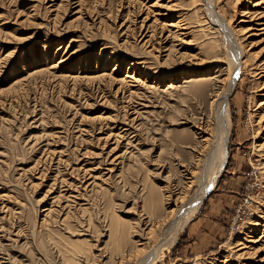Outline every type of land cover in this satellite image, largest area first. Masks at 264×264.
I'll return each instance as SVG.
<instances>
[{
	"label": "rangeland",
	"instance_id": "rangeland-1",
	"mask_svg": "<svg viewBox=\"0 0 264 264\" xmlns=\"http://www.w3.org/2000/svg\"><path fill=\"white\" fill-rule=\"evenodd\" d=\"M238 49L223 171L156 264H264V0H0V264L157 246Z\"/></svg>",
	"mask_w": 264,
	"mask_h": 264
},
{
	"label": "bare ground",
	"instance_id": "bare-ground-1",
	"mask_svg": "<svg viewBox=\"0 0 264 264\" xmlns=\"http://www.w3.org/2000/svg\"><path fill=\"white\" fill-rule=\"evenodd\" d=\"M230 39L229 41H231ZM236 49L234 48L235 53H237L235 51ZM238 50L240 52H238V54L234 56L236 58L232 60L233 62L232 65L231 66L229 65L230 73L228 75L229 77L226 80L227 81L226 85H224L223 89H221L220 91L215 90L213 92V98H212L213 101L211 103L212 104L211 117H212V125L215 127L216 132L213 138L214 143L212 142L213 147L210 150L211 152H209L210 153L208 155L209 159H207L210 160V162H208V167H207L208 177L205 179H203L202 176L197 177L196 174L198 170L197 168L198 160H196L195 158V161L193 163L181 167L183 169L181 172L182 174L181 177L183 178V180H185L183 187L181 185L177 186L173 184L174 182L170 179L165 180V184H166L164 187L165 203L166 205H168L167 207L169 208L174 207V209L178 210V213L177 212L171 213L170 216L167 218V221L166 222L164 221L165 222L163 226L164 229L163 232H161L162 235L160 237L159 243H157V246L153 247L152 249H148L147 250L148 253L143 255L142 258L140 257L141 259L137 262V264H156L158 262L161 256V250L166 248L168 244L171 243L173 244L178 232H180L181 230L183 231L185 226L198 211L203 200L205 199V196L215 187L218 178L220 177L223 171L224 165L227 160V155H226V146L228 142L227 129L229 128L228 127L229 108H228L227 98L231 93L232 89L234 88V81L239 74L238 69L240 67L242 52L240 49ZM217 88L218 87H216V89ZM197 128L198 130H200V134H205L204 129L203 130L201 128L199 129V126ZM200 139H201L200 142L202 143L203 146L206 144H207L206 146L209 145L208 144L210 140L209 138L205 139L203 136H201ZM217 159H219V161ZM216 160L218 162H216ZM192 187H197L198 189H197V193L192 198L189 199L187 198L188 195L187 191H189V189ZM170 212H172V210ZM142 225H144V223H142ZM144 233L146 232H143V234ZM146 239H141L139 242L141 241L146 242ZM147 240L149 243V239Z\"/></svg>",
	"mask_w": 264,
	"mask_h": 264
}]
</instances>
